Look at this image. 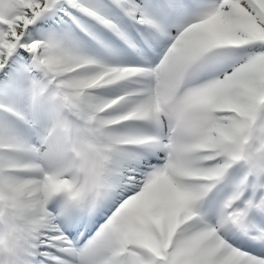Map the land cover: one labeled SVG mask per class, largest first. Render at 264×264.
Returning a JSON list of instances; mask_svg holds the SVG:
<instances>
[{"label": "snow or ice", "instance_id": "obj_1", "mask_svg": "<svg viewBox=\"0 0 264 264\" xmlns=\"http://www.w3.org/2000/svg\"><path fill=\"white\" fill-rule=\"evenodd\" d=\"M0 264H264V0H0Z\"/></svg>", "mask_w": 264, "mask_h": 264}]
</instances>
